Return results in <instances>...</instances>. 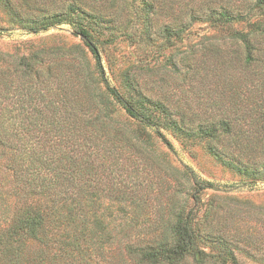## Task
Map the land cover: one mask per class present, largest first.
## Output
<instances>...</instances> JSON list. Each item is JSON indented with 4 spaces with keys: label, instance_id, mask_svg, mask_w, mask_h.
<instances>
[{
    "label": "rangeland",
    "instance_id": "1",
    "mask_svg": "<svg viewBox=\"0 0 264 264\" xmlns=\"http://www.w3.org/2000/svg\"><path fill=\"white\" fill-rule=\"evenodd\" d=\"M93 1L102 4L95 11L97 20L89 16ZM101 2L0 0V54L7 56L0 70L17 81L16 61L43 52L48 57L44 69L51 64L54 74L90 88L80 96L84 108L78 116H96L105 86L96 57L74 29L83 26L96 43L111 86L154 121L152 128L140 126L109 97L111 127L143 143L140 152L121 148L111 179L102 184L105 205H112L113 233L127 228L133 245L162 246L172 239L177 219L192 211L202 249L228 252L238 264H264V142L256 136L254 152L248 154L236 140H212L202 131L228 119L238 125L237 138L249 132L264 135L263 123L249 127L248 119L241 120L262 104L264 71L258 64L246 66L236 34L247 32L253 20L264 21V7L252 19L230 21L220 12H245L246 0ZM166 28L183 33L167 35ZM90 103L97 108L89 109ZM0 173L8 183L1 165ZM194 175L218 187L200 192V205L193 199ZM122 193L136 205L109 200Z\"/></svg>",
    "mask_w": 264,
    "mask_h": 264
},
{
    "label": "trees",
    "instance_id": "2",
    "mask_svg": "<svg viewBox=\"0 0 264 264\" xmlns=\"http://www.w3.org/2000/svg\"><path fill=\"white\" fill-rule=\"evenodd\" d=\"M89 7V16L100 18L95 11L102 4L93 1ZM263 7L264 0H246L245 12L223 11L219 17L252 19ZM74 27L96 57L105 86L96 116H78L84 108L80 96L90 88H80V83L73 85L64 74H54L51 64L44 69L48 57L43 52L16 61L13 75L17 81L0 70V165L10 176L7 183L0 173V264H183L189 259L192 264H238L228 252L208 253L198 246L202 238L192 211L177 219L172 239L162 246L133 245L127 228L113 233L108 217L112 205H105L102 184L111 179L112 167L119 162L118 151L126 147L140 152L143 143L111 127L109 97L120 102L140 126L152 128L154 121L111 86L92 35L83 26ZM182 31L165 29L167 35ZM236 34L244 45L246 66L258 64L264 71V21L253 20L247 32ZM5 57L0 54V62ZM154 105L158 111L164 109ZM258 106L255 112L251 109L242 115L249 127L260 123L264 127V99ZM88 108L97 107L90 103ZM173 122L178 129L179 123ZM237 127L227 119L202 131L212 140H236L242 151L252 154L255 139L264 142V135L249 132L237 138ZM156 134L172 148L158 130ZM193 177L197 186L193 199L200 205L198 194L218 187ZM109 200L121 206L136 205L124 193Z\"/></svg>",
    "mask_w": 264,
    "mask_h": 264
}]
</instances>
